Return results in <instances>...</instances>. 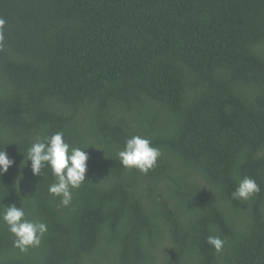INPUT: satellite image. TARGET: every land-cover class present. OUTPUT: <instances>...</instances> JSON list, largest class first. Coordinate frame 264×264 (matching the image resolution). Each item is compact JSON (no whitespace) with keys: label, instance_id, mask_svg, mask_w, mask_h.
<instances>
[{"label":"trees","instance_id":"1","mask_svg":"<svg viewBox=\"0 0 264 264\" xmlns=\"http://www.w3.org/2000/svg\"><path fill=\"white\" fill-rule=\"evenodd\" d=\"M0 264H264V0H0Z\"/></svg>","mask_w":264,"mask_h":264}]
</instances>
